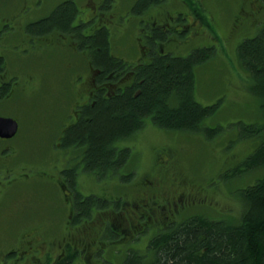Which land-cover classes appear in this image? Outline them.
Wrapping results in <instances>:
<instances>
[{"label": "rangeland", "instance_id": "obj_1", "mask_svg": "<svg viewBox=\"0 0 264 264\" xmlns=\"http://www.w3.org/2000/svg\"><path fill=\"white\" fill-rule=\"evenodd\" d=\"M63 1L0 0V15L9 17L16 11L19 12L27 3V24L49 16ZM135 1L123 0L124 4L119 12L124 14ZM187 1L192 3L196 0H167L163 5L169 6L174 12L185 10L189 16L195 18ZM198 5L211 27L202 29L197 34H188V39L181 42L171 41L164 47L166 52L170 51L177 56H187L196 48L211 47V57L196 67L195 95L204 105L219 103L215 113L206 119L205 125L221 126L222 130L217 135L208 137L204 132L165 130L146 120L145 126L135 137L121 142L122 145L132 147L130 166L122 172H133L131 177L122 179L116 176L105 181L82 172L78 187L84 193L97 191L109 198L129 194L134 191L132 186L141 177L152 172L155 174L151 177L152 186L156 190L159 185L163 188L158 191L163 193L162 197L166 198L168 194L169 198L175 199L182 191L189 193L190 203L185 206L189 207V211L178 214V220L197 212L205 213L211 218H236L241 212V190L263 174V169L238 172L243 161L261 140L260 137H242V127L263 124L264 116L263 98L254 85L250 72L242 66L238 58V46L245 39L254 37L264 25V0H198ZM244 6L253 15L241 18L235 29L236 17ZM5 29L13 30V27L9 25ZM16 31L8 40L10 59L12 65L16 60L22 63L13 66V70H27L28 74L31 73L37 78L32 90L17 94L10 102L0 105V115L13 116L20 122L18 135L9 142L19 150V156H23L25 165L39 161L41 168L54 174L57 166L62 167L69 157L76 154L73 149H62L58 143L62 126L72 121L71 115L78 101V89L72 83L74 70L69 69L66 64L71 60L72 54H64L59 46H54L46 39L41 44L32 40L26 45V39L24 43L21 41L19 29ZM121 41L118 34L111 35L116 56L129 62L150 60L152 55H144L136 39L127 49L120 48L125 45ZM4 142L5 140L0 139V152L5 148ZM165 148L174 151L173 157L165 167L158 168L161 165L156 162L157 152ZM154 177L158 181L154 182ZM61 195L57 185L46 182L35 197L26 195L14 199L21 205L9 203L11 208L1 210L4 215L2 219L8 218V211L19 215L25 209L24 220L27 222L42 224L46 221L43 216L47 213L64 221L67 208L63 206ZM156 230L153 227L142 238L134 239L132 247L144 252ZM123 252L108 251L107 255L115 261L111 264H121L125 254Z\"/></svg>", "mask_w": 264, "mask_h": 264}, {"label": "trees", "instance_id": "obj_2", "mask_svg": "<svg viewBox=\"0 0 264 264\" xmlns=\"http://www.w3.org/2000/svg\"><path fill=\"white\" fill-rule=\"evenodd\" d=\"M136 1L130 10L132 15H141L151 3L158 5L161 2ZM153 10L150 14L160 12L156 7ZM78 12L75 0H64L49 16L30 22L26 30L31 35H48L56 30L73 31ZM157 36L161 34L157 32ZM87 41L93 47L92 63L104 74L114 71L125 74L121 79L110 80L115 83L112 91L108 90L105 97L99 95L93 104L83 109L75 122L61 132L59 147L76 152L65 164L72 167V177L77 171L105 181L116 176L122 179L131 177L133 172H122L130 166L132 147L121 142L135 137L148 120L165 130L204 132L208 137L222 130L221 126L205 125L219 103L204 105L195 95L196 67L208 61L211 47L196 48L187 56L165 51L148 61L141 58L129 62L114 54L109 29L98 32ZM238 58L250 72L263 98L264 116V25L254 37L245 39L238 46ZM241 136L260 137L261 140L238 172L263 169V174L241 190L243 208L239 215L236 218H211L197 212L187 213L185 218L178 220L177 215L184 211L171 214L170 221L156 227V233L144 252L135 250L132 242L123 241L119 246L126 250H123L121 264H264V123L244 125ZM110 197L102 200V204L110 206L111 200L118 196ZM100 202V198L92 195L80 203V210L87 212L90 205ZM61 264H72V261L64 258Z\"/></svg>", "mask_w": 264, "mask_h": 264}, {"label": "flooded vegetation", "instance_id": "obj_3", "mask_svg": "<svg viewBox=\"0 0 264 264\" xmlns=\"http://www.w3.org/2000/svg\"><path fill=\"white\" fill-rule=\"evenodd\" d=\"M75 1L79 12L73 22V31L68 32L56 30L48 35L28 34L25 29L29 24L25 22L27 3L19 12L16 11L9 17L0 15V105L10 102L17 93L32 90L36 83L37 76L28 74L27 70H13V66L22 63L16 60L12 65L8 48V40L13 33H17V29L21 41L24 43L26 39V45L32 40L41 44L42 40L46 39L54 46H59L64 54H72L71 60L74 58V61L69 59L66 64L69 69L74 70L72 83L78 89V101L71 115L72 121L62 126L63 132L99 95L103 94L105 97L108 90L112 91L115 83L110 80L117 79L116 77L121 79L125 74L121 71L104 74L92 63L93 47L87 40L98 32L109 29L111 35L118 34L121 43L125 44L121 49L129 48L136 39L140 49L144 51L143 54L152 55L150 58H153L165 52L164 46L169 45L171 41L181 42L188 39V34H197L202 29L211 27L198 5V0L192 3L187 1L195 18L189 16L185 10L174 12L169 6L164 7L163 4L167 0H161L158 5L151 3L152 5L143 9L141 15L130 13L131 7L137 1L124 14L119 12L124 4L123 0ZM154 7L160 11L157 15L150 14ZM245 7L241 8L236 17L235 29L241 18L253 15L250 9ZM9 25L13 30L5 29ZM157 32L161 36H157ZM44 36L46 38H43ZM41 51L43 52V49ZM76 56L79 58L76 59ZM19 131L20 122L14 137H0L5 140V148L0 152V264H61L64 258H70L72 264H109L111 259L107 255L108 251L125 250L119 246L123 241L131 243L139 238L140 234H147L153 227L156 229L157 226L161 227V224L170 221L171 214L189 208L185 207L190 203L187 191H182L175 199L169 198L168 194L166 198L162 197L163 193L158 191L163 188L159 185L156 190V187L152 186L151 177L155 176L152 172L141 177L138 185L132 186L134 191L131 193L113 198L110 206L102 204V200L106 201L108 198L97 191H81L78 187L80 172L77 171L72 177L71 166H57L52 174L41 168L39 161L25 165L23 156H19V150L9 142ZM61 136L58 139L59 146L62 142ZM172 157L173 150L165 148L157 152L156 162L165 167ZM156 181L158 180L154 177V182ZM46 182L54 183L62 192L63 206L67 208L64 221L47 213L43 216L46 221L42 224L27 222L24 220L25 209L19 215L8 211V218L2 219L4 215L1 210L10 207L9 203H17L18 196L35 197L42 191ZM92 195L100 198L101 204L90 205L87 212H82L80 203ZM49 222L51 223L47 224Z\"/></svg>", "mask_w": 264, "mask_h": 264}, {"label": "water", "instance_id": "obj_4", "mask_svg": "<svg viewBox=\"0 0 264 264\" xmlns=\"http://www.w3.org/2000/svg\"><path fill=\"white\" fill-rule=\"evenodd\" d=\"M19 130V121L13 116L0 115V137L12 138Z\"/></svg>", "mask_w": 264, "mask_h": 264}, {"label": "bare ground", "instance_id": "obj_5", "mask_svg": "<svg viewBox=\"0 0 264 264\" xmlns=\"http://www.w3.org/2000/svg\"><path fill=\"white\" fill-rule=\"evenodd\" d=\"M147 24H148V23H147ZM86 25H87V23H86ZM75 26H76V25H75ZM84 26H85V25H84ZM73 27H74V26H73ZM73 27H72V28H73ZM81 31H82V30H81ZM55 32H56V31H55ZM90 43H91V42H90ZM95 75H96V74H95ZM91 77H92V76H91ZM91 77H90V78H91ZM107 87H108V86H107ZM152 117H153V116H152ZM139 128H140V127H139ZM105 159H106V158H105Z\"/></svg>", "mask_w": 264, "mask_h": 264}]
</instances>
